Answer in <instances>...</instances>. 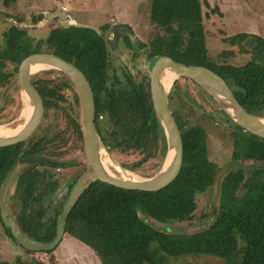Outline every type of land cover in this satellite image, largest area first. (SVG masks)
<instances>
[{
  "label": "trees",
  "instance_id": "16d2710c",
  "mask_svg": "<svg viewBox=\"0 0 264 264\" xmlns=\"http://www.w3.org/2000/svg\"><path fill=\"white\" fill-rule=\"evenodd\" d=\"M1 1L4 7H9L16 0ZM149 17L162 32L148 44L139 41L137 47L145 48L150 58L166 55L187 65L205 66L226 80L248 112L264 107V38L245 32L235 34L231 41L243 49L244 41L252 39L253 58L242 66H216L207 55L200 0H150ZM108 26L105 24L101 31ZM5 36V45L0 43V62L7 60L18 65L29 54L40 51L41 43H33L15 25L7 29ZM44 42L50 52L73 63L88 79L94 94L96 128L105 146L131 147L140 144L148 134L157 135L160 124L148 102L149 93L142 86L127 80L128 89L121 98L107 88L109 47L102 33L85 26H62L53 28ZM9 75L0 69V85ZM39 92L44 105L50 104L47 92ZM102 113L111 120V130L107 122L99 120ZM75 125L79 130L78 121ZM181 136L183 163L173 182L157 191H142L93 181L68 214L63 237L71 236L85 244L102 264H168L170 257L206 255L225 258L229 264H264V180L242 197L225 195L216 220L206 229L183 234L160 231L149 224V218L159 222L190 219L196 207V193L210 184L213 166L206 156V131L193 125ZM249 136L256 137L251 133ZM43 149L44 139L0 147V184L19 157L40 155ZM41 165L54 168L51 164ZM37 166H29L17 177L19 209L15 219L28 236L49 242L55 237L57 217L68 194L58 205L52 204L54 213L49 216L45 202L58 184L53 172H35ZM54 250L45 253L52 254ZM53 260L50 256L49 264ZM34 262L47 264L39 259ZM0 264L9 263L0 261ZM13 264L31 263L18 255Z\"/></svg>",
  "mask_w": 264,
  "mask_h": 264
},
{
  "label": "rangeland",
  "instance_id": "374dc122",
  "mask_svg": "<svg viewBox=\"0 0 264 264\" xmlns=\"http://www.w3.org/2000/svg\"><path fill=\"white\" fill-rule=\"evenodd\" d=\"M150 0H16L9 7H4L0 0V43L5 45V32L11 25L24 30L33 43H41L39 52H50L44 40L53 28L62 27L57 13L68 12L69 23L88 25L100 30L101 26L126 23L133 32L131 38L149 43L162 31L149 17ZM202 3L203 25L207 55L216 66H242L253 58L252 39L241 45L231 41L235 34L245 32L264 38V0H200ZM39 16V17H38ZM52 16V17H50ZM135 45V44H134ZM120 51L110 50L108 63V87L121 98L127 90L125 73L130 72L135 84H141L145 92L150 93L147 53L140 49L136 60L131 50L120 42ZM135 61V62H134ZM137 68H134V66ZM18 65L7 60L0 62V69L9 73L7 80L0 85V126L15 128L25 122L24 111L29 107L28 101L18 80ZM45 70V71H44ZM36 73V74H35ZM31 81L39 91L47 92L50 104L44 105L42 120L33 133L25 141L44 139L45 149L41 156L57 162L67 163L66 166L52 168L58 188L45 202L49 207L48 215H53L54 207L67 195L69 186L82 172L90 170L87 162L83 138L80 128L81 103L79 92L74 81L63 71L49 67L31 73ZM150 96V94H149ZM150 102V99H148ZM168 102L172 112L180 117L181 130L193 125L205 128L207 156L209 160L220 165L229 160L231 137L237 124L220 106V104L204 88L194 81L178 77L168 90ZM256 117L264 118V107L254 109ZM100 121L107 122L110 130L111 120L102 113ZM78 121L79 130L75 123ZM15 125V126H14ZM80 131V132H79ZM157 137L149 136L143 148L126 149L123 147L107 150L112 155L115 165L107 164V170L119 176L120 171L130 172L137 177L151 178L162 168L165 154L169 148L163 128H158ZM69 163V164H68ZM29 167V166H28ZM19 167L9 185L5 206L15 219L19 209L16 191L18 175L28 168ZM43 166L39 167L41 170ZM51 170V169H50ZM120 177V176H119ZM196 209L190 219L185 221L159 222L149 218L148 222L160 231L173 230L194 233L208 228L213 222L215 199L210 190L196 193ZM51 201V204H50ZM50 204V205H49ZM64 239L58 247L48 254L45 252H27L15 241L11 240L0 221V261L13 264L19 255L31 264L39 259L53 264H102L94 252L74 237ZM78 241V242H77ZM202 256L170 257L168 264H203Z\"/></svg>",
  "mask_w": 264,
  "mask_h": 264
},
{
  "label": "water",
  "instance_id": "95a60500",
  "mask_svg": "<svg viewBox=\"0 0 264 264\" xmlns=\"http://www.w3.org/2000/svg\"><path fill=\"white\" fill-rule=\"evenodd\" d=\"M66 16L68 17V15ZM67 25H70V23L66 25L64 24V26ZM73 25L96 29L95 27L88 25ZM123 33L132 34L131 28L126 23L113 24L111 28L104 33V36L108 39V42L117 52L121 50L120 38ZM33 64H47L53 68H57L66 73L77 86L79 100L81 103L80 128L83 138L84 151L87 162L90 166V170L82 173L68 192L61 212L57 217L55 237L49 242H41L24 233L16 219L12 218V216L7 211L5 202L6 195L9 191V185L16 170L21 166L28 167L35 164L46 163L55 167H61L66 166L67 163L57 162L41 155H28L19 157L9 168L0 184V217L3 226L8 229L16 242L29 252H48L54 250L57 247L63 238L68 214L80 195L91 182L99 180L122 189L157 191L169 185L179 175L183 162V140L178 123L169 108L168 91L162 89L159 83V77L164 69L173 71L176 75V78H188L200 85L210 95L213 96V98L220 104L223 110H225V112L240 127L253 135L264 138V125L262 123L263 118L256 117L245 109V107L237 100L232 88L222 76L205 66L187 65L177 62L166 55L159 56L154 60L149 71L150 95L156 118L160 126L163 128L169 144V148L165 154L164 162L170 161L171 166L169 170L160 177H157L156 174L151 178L138 177L140 180L136 181H126L120 178L109 176L103 172V169L100 166L97 149L98 145H101L107 151L108 155L110 156L111 164L116 166V163L98 134L95 124L94 95L88 79L84 73L73 63L64 60L60 56L52 52H35L23 58L18 66L19 84L21 89L24 91L28 101V106L32 109L30 119L25 124L24 128L17 134L8 137H0V147L10 146L27 141L33 135L42 120L44 114V102L40 92L34 86L30 78V66ZM174 80L172 81L171 85L173 84ZM209 87L215 89L221 94L234 115H232L227 110V105L224 104L225 102L220 100L215 92H213ZM171 148L173 150L172 153L170 151ZM216 186L217 182L215 183V188ZM169 231L178 232L173 230H167L166 232ZM181 233L184 234L187 232ZM207 262L208 264H228L225 259L214 255H208Z\"/></svg>",
  "mask_w": 264,
  "mask_h": 264
},
{
  "label": "flooded vegetation",
  "instance_id": "af4514ba",
  "mask_svg": "<svg viewBox=\"0 0 264 264\" xmlns=\"http://www.w3.org/2000/svg\"><path fill=\"white\" fill-rule=\"evenodd\" d=\"M66 15H68V17ZM50 17H52V16H50ZM57 17L60 19H62V17H65V19L67 21H64V19H62L60 22L62 24H64V22H67V23H65V25L69 24L70 14L68 12H66L65 14H63V12L62 13L59 12V13H57ZM70 25H73V24L70 23ZM70 25H67V26H70ZM111 26L109 25L105 30H102V31H101V29L98 30L95 27L96 28L95 30H97L99 33H102V35L104 36V33L106 31H108L111 28ZM101 27H103V26H101ZM131 30H132V28H131ZM132 32H133V30H132ZM130 36H132V34L123 33L121 35L120 42H124V44L126 45V48L131 50V56L133 57V60H136V56L138 55V51L140 49H142L143 51H145L147 53V55H146L147 62H149V64L152 66L154 59L152 57L151 58L149 57V54L145 50V48L137 47V43L139 42L138 39H135V38L133 39ZM104 38L108 42V39L105 36H104ZM108 47H109V53H110V50H113L116 52L114 47L109 42H108ZM108 63H109V61H108ZM133 66H134V68H137V67H135V65H133ZM107 69H108V67H107ZM124 75L126 78V83H127L126 85H127V89H128V81L131 80L134 84H135V82L133 81V79H132L133 76L130 72H127ZM107 78H108V74L106 77V81H107L106 85H107V88L110 90L111 88L108 87ZM135 85L142 86L141 84H135ZM149 87H150V84H149ZM149 99H150V103L152 104L151 95L149 96ZM169 108H170V106H169ZM171 112H172V110H171ZM172 114H173L174 118L176 119L178 126H179V129H180L181 134H182V132H183L181 130L182 122H181V120H180V122H178L180 117L178 115L174 114L173 112H172ZM176 116H178L177 117L178 120H177ZM204 130H205V128H204ZM157 131H158V128H157ZM157 131H156V133H157ZM249 134L250 133L247 132L246 130H244L243 128H242V130L235 128V130L233 132V136L231 137L232 144H231V152L229 155V160H227V162H225L222 165H220L219 162H217V161H214V160L212 161V160L208 159L206 136H205L206 156H207V160L213 166V171L210 172L211 178H210L209 186L204 191H202V192L198 191L197 193H203V192H206L208 190L211 191L212 196L216 202V205L213 207V216H214L213 218L214 219H213L212 223H214V221L216 220V217L218 215V212H219V209L221 206V202H222L225 195L229 198L242 197L250 190V188L254 184L264 180V138L256 136V135H255L256 137H251V136H249ZM150 135L154 138L157 137L156 134L151 133V134L146 135L140 144L134 143L131 147H125L124 146V148H126V149H131V148L141 149L144 147L145 142L148 140ZM120 147H122V146H120ZM120 147H116V148H120ZM107 148L109 150L113 149V148L110 149L109 147H107ZM40 166L41 167L43 166V168L41 170H39ZM54 168H56V167L54 166ZM43 170H45L47 172H53V169L51 167H48L46 165H41V164H38V166L35 169V172H43ZM24 171H22V172H24ZM84 172H82V173H84ZM113 174H115V173H113ZM80 175H78L76 177V180L80 177ZM53 176H54V173H53ZM76 180L73 182V184H71V188L74 185V183L76 182ZM216 182H217V186L215 188ZM16 183H17V179H16ZM69 191L70 190H68V192ZM68 192H67V194H68ZM224 192H226V194H224ZM195 197H196V195H195ZM195 202H196V200H195ZM195 209H196V207H195ZM207 256L208 255L202 256L205 258V262L203 264H208ZM214 256H216V255H214ZM217 257H219V256H217ZM220 258H222V257H220ZM223 259H225V258H223ZM226 261L228 262V260H226ZM228 264H229V262H228Z\"/></svg>",
  "mask_w": 264,
  "mask_h": 264
},
{
  "label": "bare ground",
  "instance_id": "6f19581e",
  "mask_svg": "<svg viewBox=\"0 0 264 264\" xmlns=\"http://www.w3.org/2000/svg\"><path fill=\"white\" fill-rule=\"evenodd\" d=\"M51 67L50 65L47 64H33L30 66V72L34 73V72H38L40 70H43L45 68H49ZM45 71V70H44ZM36 74V73H35ZM176 78V75L173 71L169 70V69H164L159 77V83L162 89H164L165 91H168L172 81ZM213 92H215V94L220 98V100H222L223 102H225L224 104H226V101L224 100V98L221 96L220 93H218L215 89L209 87ZM227 105V104H226ZM31 107H28L25 111H24V117H25V123L23 125L17 126L15 128H9V127H4V126H0V137H8V136H12L14 134H17L20 130H22L25 126V124L28 122V120L30 119L31 116ZM227 110L234 115V113L232 112L231 108L227 105ZM262 123L264 125V118L262 120ZM15 126V125H14ZM98 158H99V163L101 168L103 169V172L109 176L115 177V178H120L126 181H136V180H140L138 179L137 176H135L132 173H127L125 171H120L119 176L113 174L112 172H109L107 169V164L111 163L110 161V156L108 155L107 151L101 146L98 145ZM171 153L173 152L172 148L170 149ZM171 166V162L167 161L164 162L163 167L161 168V170L157 173V177L162 176L163 174H165L169 168ZM107 168V169H106ZM105 169V170H104Z\"/></svg>",
  "mask_w": 264,
  "mask_h": 264
}]
</instances>
